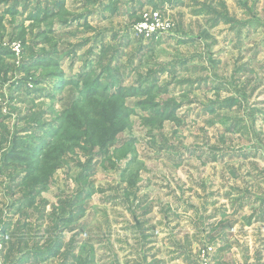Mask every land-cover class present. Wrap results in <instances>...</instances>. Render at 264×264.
<instances>
[{"label":"rangeland","instance_id":"rangeland-1","mask_svg":"<svg viewBox=\"0 0 264 264\" xmlns=\"http://www.w3.org/2000/svg\"><path fill=\"white\" fill-rule=\"evenodd\" d=\"M0 245L264 264V0H0Z\"/></svg>","mask_w":264,"mask_h":264},{"label":"trees","instance_id":"trees-1","mask_svg":"<svg viewBox=\"0 0 264 264\" xmlns=\"http://www.w3.org/2000/svg\"><path fill=\"white\" fill-rule=\"evenodd\" d=\"M89 86V85H88ZM84 89H85V87H84ZM89 92V93H88ZM87 93H85L86 94V96H89V94H91V96L92 97H94V96H96V91H94L93 90V88H92V86L90 85V87H89V91H88ZM62 130L61 131H57V130H55V132H54V134H53V136H55V135H57V138L59 139L60 137H61V135H62ZM104 140L103 141H106V137H104L103 138ZM37 147H35L34 148V150H33V153L34 152H37ZM31 159H33L34 161H36L37 160V158H35V155H33L32 154V158ZM33 162H31V164H32ZM36 170H38V168L36 169V168H34L32 171H30V172H28L27 173V175H28V177H31V178H35V174L37 173V171ZM44 188V187H43ZM43 188H41V189H43ZM6 228V227H5ZM3 230H5L4 228H3ZM59 247H60V240H58L57 242H55V244H54V246L53 247H51V248H49L47 251H45V252H43V254H40L41 256V259L44 257V256H50V255H52V254H57L58 253V250H59ZM41 259H38V260H41ZM43 259H45V258H43ZM43 259H42V261H43Z\"/></svg>","mask_w":264,"mask_h":264},{"label":"built area","instance_id":"built-area-1","mask_svg":"<svg viewBox=\"0 0 264 264\" xmlns=\"http://www.w3.org/2000/svg\"><path fill=\"white\" fill-rule=\"evenodd\" d=\"M136 32H140L141 34H148V35H150L149 33L150 32H153V26L151 25V27H149V24L146 22V23H144V24H140L139 26H137L136 27ZM2 249V246L0 245V250ZM213 248H204L203 250H202V252H203V254L204 253H207V254H209L210 252H212L213 250H212ZM203 264H209L208 262H207V260L206 259H204L203 260ZM210 264H212V263H210Z\"/></svg>","mask_w":264,"mask_h":264},{"label":"crops","instance_id":"crops-1","mask_svg":"<svg viewBox=\"0 0 264 264\" xmlns=\"http://www.w3.org/2000/svg\"><path fill=\"white\" fill-rule=\"evenodd\" d=\"M3 228L5 229V230H3ZM8 227H2L1 229L4 231V232H6L8 229H7ZM61 239V242H63V239L62 238H60ZM61 242H60V245H61ZM63 246V245H62ZM60 250H62V248L60 249ZM57 254H59V253H57ZM56 254V255H57ZM58 256V255H57ZM187 260V259H186ZM185 261V260H184Z\"/></svg>","mask_w":264,"mask_h":264}]
</instances>
